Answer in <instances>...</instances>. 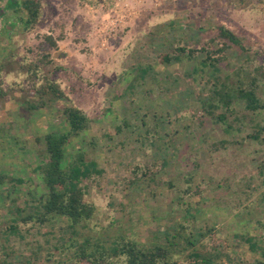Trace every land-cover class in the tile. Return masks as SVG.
Returning <instances> with one entry per match:
<instances>
[{"label": "rangeland", "instance_id": "1", "mask_svg": "<svg viewBox=\"0 0 264 264\" xmlns=\"http://www.w3.org/2000/svg\"><path fill=\"white\" fill-rule=\"evenodd\" d=\"M11 1L0 0V259L83 264L75 238L110 253L175 241L170 264L200 263L194 244L214 264L264 261L220 237L234 215L264 247V107L240 95L264 106V0H40L31 25ZM70 106L90 124L65 164L95 214L26 223L47 191L45 135L69 129Z\"/></svg>", "mask_w": 264, "mask_h": 264}, {"label": "trees", "instance_id": "2", "mask_svg": "<svg viewBox=\"0 0 264 264\" xmlns=\"http://www.w3.org/2000/svg\"><path fill=\"white\" fill-rule=\"evenodd\" d=\"M11 5H16L17 8L26 10L28 17L25 23L27 25L38 21L41 10L40 0H22L21 2L12 0ZM220 35L233 43L240 44V40L235 34L225 27L220 29ZM47 39L52 41V45H55L51 37H47ZM259 70L261 71V69ZM46 88L44 87V90ZM48 88L53 90L57 97L63 96V92L57 89L54 83L50 82ZM240 95L247 101L248 108L256 110L264 107L259 104L253 89H240ZM64 114L66 115L69 129L66 132L58 134L48 133L45 135L46 160L42 161L37 169L42 174L47 191L38 198L34 211L22 217V221L26 223L36 222L44 224L54 218L65 217L70 221L71 227H74L83 221L90 220L95 214V205L86 198L85 189L75 185L73 174L65 164L66 149L71 143V138L86 130L90 124V119L82 109L76 106L66 107ZM22 211L24 210L19 209V212ZM15 228H17V225H12L9 229L15 230ZM74 241L78 244L74 257L83 264H116L114 257L120 258L123 256L124 264H170L173 256L172 249L175 246V241H170L169 246L155 244L148 248L135 241L123 240L122 242H117L113 253H110L100 243H89L85 240L78 243L75 238H72L71 245L75 244L73 243ZM190 255L194 259L199 258V254L194 250ZM0 264L32 263L29 261L14 262L8 259L6 255V257L0 259ZM258 264H264V262H259Z\"/></svg>", "mask_w": 264, "mask_h": 264}, {"label": "crops", "instance_id": "3", "mask_svg": "<svg viewBox=\"0 0 264 264\" xmlns=\"http://www.w3.org/2000/svg\"><path fill=\"white\" fill-rule=\"evenodd\" d=\"M223 142L222 143H224V141L225 140H222ZM198 155H200V154H197L196 155V157L198 156ZM200 160H201V157L199 158ZM198 161V160H197ZM197 164V163H196ZM209 207V206H208ZM221 207V206H220ZM211 208V207H210ZM222 208V207H221ZM206 211H207V208L205 209ZM218 212V211H217ZM220 214H222V216L221 217H219L220 219L221 218H224L225 216H224V214L222 213V211L221 212H219ZM218 213V214H219ZM230 217V219H229V222H231L233 225H235V226H237L238 227V229H237V227L235 228L234 226H230L229 228H228V230L227 229H225L223 232H221L220 233V237H221V239H224V238H228V239H233L232 241H230V242H232V244H234V245H236V244H239L238 242H240V241H242V240H244V241H246L245 242V245L243 246L242 245V247L241 248H243V249H249V250H258L260 253H261V256H264V247L260 244V242H259V240L260 239H258V238H256L255 236H253L252 234H250L249 236L247 235V236H245V235H242V234H246V232H244V228H243V230H241L242 228H240V226L238 225V223H236V222H234L233 220L235 219V217H234V215L233 216H229ZM223 224H225V221H223L222 222ZM224 237V238H223ZM244 243V242H243ZM234 245H232V247H234ZM196 245L194 244V251H196L198 254H199V251H197V250H195L196 248H199V245H198V247H195ZM259 252H257V253H259ZM200 254H199V258H198V260H200L199 262V264H214L213 263V259L211 258V257H206V256H203L201 259H200ZM259 262H264V261H262L261 259L260 260H258L257 262H256V264H258ZM215 264H219V263H215ZM232 264V263H231Z\"/></svg>", "mask_w": 264, "mask_h": 264}, {"label": "built area", "instance_id": "4", "mask_svg": "<svg viewBox=\"0 0 264 264\" xmlns=\"http://www.w3.org/2000/svg\"><path fill=\"white\" fill-rule=\"evenodd\" d=\"M116 6V5H115ZM115 11L117 12L118 11V7L116 6V9H115ZM128 11H129V9H128Z\"/></svg>", "mask_w": 264, "mask_h": 264}]
</instances>
